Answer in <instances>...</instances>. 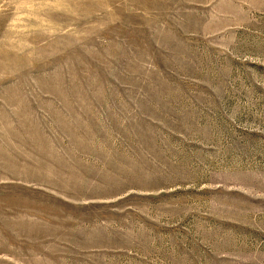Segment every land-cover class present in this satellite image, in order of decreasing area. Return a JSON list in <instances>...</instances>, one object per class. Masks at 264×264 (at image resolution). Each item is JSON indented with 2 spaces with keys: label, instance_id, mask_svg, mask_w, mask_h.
Here are the masks:
<instances>
[{
  "label": "rangeland",
  "instance_id": "obj_1",
  "mask_svg": "<svg viewBox=\"0 0 264 264\" xmlns=\"http://www.w3.org/2000/svg\"><path fill=\"white\" fill-rule=\"evenodd\" d=\"M0 264H264V0H0Z\"/></svg>",
  "mask_w": 264,
  "mask_h": 264
}]
</instances>
